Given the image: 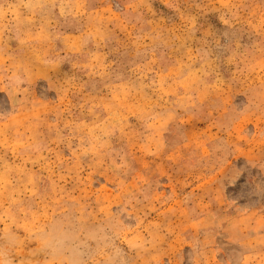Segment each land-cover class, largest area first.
Returning a JSON list of instances; mask_svg holds the SVG:
<instances>
[{"label": "rangeland", "instance_id": "1", "mask_svg": "<svg viewBox=\"0 0 264 264\" xmlns=\"http://www.w3.org/2000/svg\"><path fill=\"white\" fill-rule=\"evenodd\" d=\"M0 264H264V0H0Z\"/></svg>", "mask_w": 264, "mask_h": 264}]
</instances>
